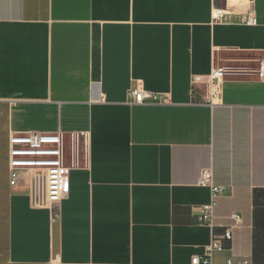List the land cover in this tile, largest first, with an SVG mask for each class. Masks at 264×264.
<instances>
[{"label": "crops", "instance_id": "obj_1", "mask_svg": "<svg viewBox=\"0 0 264 264\" xmlns=\"http://www.w3.org/2000/svg\"><path fill=\"white\" fill-rule=\"evenodd\" d=\"M263 64L264 0H0V264H192L227 228L210 264H264ZM28 131L65 137L58 204L9 169Z\"/></svg>", "mask_w": 264, "mask_h": 264}, {"label": "built area", "instance_id": "obj_2", "mask_svg": "<svg viewBox=\"0 0 264 264\" xmlns=\"http://www.w3.org/2000/svg\"><path fill=\"white\" fill-rule=\"evenodd\" d=\"M226 75L223 68H214L209 77V95L196 104H212L218 97L217 88ZM259 75L264 77V64ZM199 88L192 86L191 95L195 99ZM129 96L135 104L143 105L149 102H166L162 95L145 90L130 91ZM74 139L77 140L76 135ZM65 137L62 132L41 133L36 131L13 132L8 139V166L16 172H25L29 182V201L33 207L44 208L58 204L69 191L70 169L64 165ZM200 184L210 187L213 197L223 192V187L213 184L209 170H203ZM215 201L198 208V220L201 224L213 227V209ZM236 220L238 217L233 216ZM231 238V229H225L223 235L214 236L202 259L194 257L192 264H210L209 257L215 251L222 249V241ZM245 264V263H244Z\"/></svg>", "mask_w": 264, "mask_h": 264}]
</instances>
